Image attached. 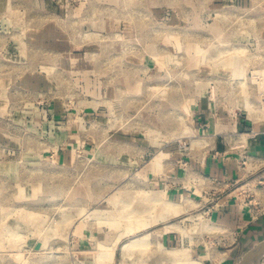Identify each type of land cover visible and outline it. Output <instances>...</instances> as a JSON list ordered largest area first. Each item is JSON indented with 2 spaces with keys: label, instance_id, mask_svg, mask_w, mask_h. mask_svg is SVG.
I'll use <instances>...</instances> for the list:
<instances>
[{
  "label": "rangeland",
  "instance_id": "obj_1",
  "mask_svg": "<svg viewBox=\"0 0 264 264\" xmlns=\"http://www.w3.org/2000/svg\"><path fill=\"white\" fill-rule=\"evenodd\" d=\"M209 3L0 0V264L231 258L240 230L214 216L226 187L201 171L195 108L206 93L264 119V0ZM169 162L197 192L169 202ZM242 167L259 193L264 165Z\"/></svg>",
  "mask_w": 264,
  "mask_h": 264
},
{
  "label": "crops",
  "instance_id": "obj_2",
  "mask_svg": "<svg viewBox=\"0 0 264 264\" xmlns=\"http://www.w3.org/2000/svg\"><path fill=\"white\" fill-rule=\"evenodd\" d=\"M203 1L206 2V0H201V3ZM209 1V4L227 5L233 8L230 4L235 3L237 0ZM159 16L162 17V15ZM200 16L202 15L200 14ZM164 18L163 20L169 23V16ZM201 19L202 17H200ZM167 42L169 43V39H167ZM165 50L169 52V46ZM150 51H153V49L151 48ZM195 117L198 121L196 123L198 125L196 130L206 135V138L209 140L206 153L200 161L203 173L233 182L241 179L246 173L247 167H245V173L242 172L244 171L242 167L243 162L241 161L243 155H247L248 159L252 162L257 161L264 165V119L254 120L248 112L245 115L241 113L231 115V113L222 109L217 113L215 112L213 99L206 93L199 97V103L195 108ZM171 164L169 162V174L176 175V178L181 176L180 181H182V184L165 191L169 202L176 198L183 199L190 195L191 192H197L194 186L183 181V168L177 170L176 168H172ZM152 170H154L153 166ZM151 176H154L158 181L160 180V177L157 178L156 173L153 171ZM259 176L264 178V171L257 175V177ZM262 193L264 194V192ZM213 213L217 221L240 230V243L232 249L231 258L225 260L226 262L223 264H237L246 248H251L264 239V211L258 218L253 219L249 211L242 204L236 202L235 198H231L219 206V208H216ZM163 227L164 225L160 226L156 232L161 235L160 237L163 241L161 243L169 245V241H171L169 232L171 231L161 230ZM181 227L183 228V226Z\"/></svg>",
  "mask_w": 264,
  "mask_h": 264
},
{
  "label": "built area",
  "instance_id": "obj_3",
  "mask_svg": "<svg viewBox=\"0 0 264 264\" xmlns=\"http://www.w3.org/2000/svg\"><path fill=\"white\" fill-rule=\"evenodd\" d=\"M241 160H242L243 164H245V165H247L248 161H250L248 159L247 155H245V156L243 155ZM247 173H251V171L249 170L248 167L246 170V174H244L241 179H237L236 181H233V182L221 180L222 182H220V183H222V185L225 186L226 189L222 190L223 193L220 194L219 200L217 201L216 205H218V206L222 205L224 202H222V204H220V201L223 199L225 200V202L231 198H235L238 200L240 198L239 195H242L240 204L248 206L249 208H251L250 206L253 205L254 208L252 211L254 212V215L252 214V218L256 219L264 211V194L262 193V192H264V190L262 189L259 193H257V190H255L252 186H249V183L253 180V179H250V176H253V173H251L249 175ZM239 189H241L240 193L233 194V193H237L236 191H238ZM251 195L254 196V199L249 200L250 201L249 203H245ZM210 211H211V209H210ZM233 236H234V238H231V237L230 238L233 239V241H234L235 231L233 233Z\"/></svg>",
  "mask_w": 264,
  "mask_h": 264
},
{
  "label": "water",
  "instance_id": "obj_4",
  "mask_svg": "<svg viewBox=\"0 0 264 264\" xmlns=\"http://www.w3.org/2000/svg\"><path fill=\"white\" fill-rule=\"evenodd\" d=\"M237 264H264V239L243 252Z\"/></svg>",
  "mask_w": 264,
  "mask_h": 264
},
{
  "label": "bare ground",
  "instance_id": "obj_5",
  "mask_svg": "<svg viewBox=\"0 0 264 264\" xmlns=\"http://www.w3.org/2000/svg\"><path fill=\"white\" fill-rule=\"evenodd\" d=\"M241 52H243V50H240ZM243 55H238V57H242ZM257 117H255L254 116V119H256ZM247 137V136H246ZM244 141V140H243ZM111 198V197H110ZM169 207V214H172L173 212H181L182 211V209L181 208H176V207H174V203L171 205V206H168ZM176 208V209H175ZM166 214V213H165ZM202 218V217H201ZM199 219V218H198ZM201 221H202V219H201ZM166 226H168V225H166ZM168 227H171L170 226V224H169V226ZM172 228V227H171ZM226 258H227V256H226ZM225 258V259H226ZM225 259H223V260H225Z\"/></svg>",
  "mask_w": 264,
  "mask_h": 264
}]
</instances>
